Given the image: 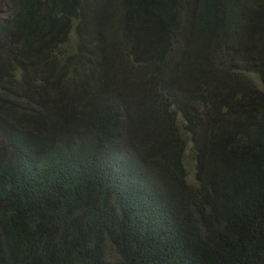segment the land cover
Instances as JSON below:
<instances>
[{
    "label": "trees",
    "instance_id": "obj_1",
    "mask_svg": "<svg viewBox=\"0 0 264 264\" xmlns=\"http://www.w3.org/2000/svg\"><path fill=\"white\" fill-rule=\"evenodd\" d=\"M8 1L0 264H264V0Z\"/></svg>",
    "mask_w": 264,
    "mask_h": 264
},
{
    "label": "rangeland",
    "instance_id": "obj_2",
    "mask_svg": "<svg viewBox=\"0 0 264 264\" xmlns=\"http://www.w3.org/2000/svg\"><path fill=\"white\" fill-rule=\"evenodd\" d=\"M12 6V4L8 1V0H3L0 6V13L1 12H5L8 11L10 9V7ZM190 147V146H189ZM189 149H187L188 151ZM186 166H187V173H188V177L190 180H195V164L192 161V159L188 158L187 162H186ZM114 252L108 248V254H113Z\"/></svg>",
    "mask_w": 264,
    "mask_h": 264
},
{
    "label": "clouds",
    "instance_id": "obj_3",
    "mask_svg": "<svg viewBox=\"0 0 264 264\" xmlns=\"http://www.w3.org/2000/svg\"><path fill=\"white\" fill-rule=\"evenodd\" d=\"M2 1H3V0H2ZM2 1H1V3H2ZM6 13H8V11L1 12L0 14H6Z\"/></svg>",
    "mask_w": 264,
    "mask_h": 264
}]
</instances>
